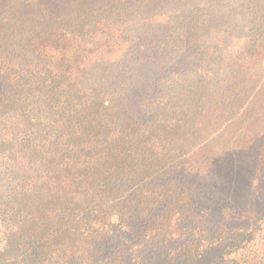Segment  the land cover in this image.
Instances as JSON below:
<instances>
[{
  "label": "trees",
  "instance_id": "1",
  "mask_svg": "<svg viewBox=\"0 0 264 264\" xmlns=\"http://www.w3.org/2000/svg\"><path fill=\"white\" fill-rule=\"evenodd\" d=\"M77 1L0 0V264H264V0Z\"/></svg>",
  "mask_w": 264,
  "mask_h": 264
},
{
  "label": "rangeland",
  "instance_id": "2",
  "mask_svg": "<svg viewBox=\"0 0 264 264\" xmlns=\"http://www.w3.org/2000/svg\"><path fill=\"white\" fill-rule=\"evenodd\" d=\"M73 3L79 4V1L77 0H72ZM101 0H93L91 1L90 4L96 6H99V3H101ZM82 3V2H81ZM75 12V11H74ZM74 14V13H73ZM164 19V18H163ZM162 20V19H160ZM177 28L176 23L170 24V25H164V23L158 27L157 30L154 34H151L149 36L142 35L143 32V27L141 26V23L139 21L135 23H128L125 31V35L120 43V49H125L128 46V49H131L129 52L130 54L132 53L131 58L136 60L139 57L140 51H144V54H150L151 57L155 56V53H165L166 49L168 48V44L172 41H174L175 45H180L177 44L180 42L177 36V32L175 31ZM123 29L122 24H120V30ZM141 34V35H140ZM176 35V36H175ZM240 45V41L236 42L234 45L231 46V50L233 48H238ZM119 49V50H120ZM178 49L176 50V52ZM100 52L102 51V48H100ZM97 52H95L96 54ZM230 52L227 51L226 54H229ZM105 56H109V53L104 52ZM157 60L160 62L159 66H163V62L166 60L163 58L162 60L160 59V55L156 54ZM227 57V56H226ZM132 60V59H131ZM168 62H172V59L169 58ZM163 80L161 83L164 84V88L168 89L169 87L172 86V88H176L175 91L178 90V87L182 84V82L179 81V77L177 75H174L170 73L169 71H165L163 74ZM153 77V76H152ZM154 82V80H153ZM157 85V83H154ZM151 85V88H153V85ZM178 86V87H177ZM172 91V89H171Z\"/></svg>",
  "mask_w": 264,
  "mask_h": 264
}]
</instances>
